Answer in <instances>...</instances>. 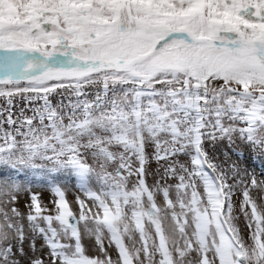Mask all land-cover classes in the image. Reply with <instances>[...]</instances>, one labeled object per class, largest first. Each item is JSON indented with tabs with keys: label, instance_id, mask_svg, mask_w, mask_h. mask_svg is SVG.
I'll return each mask as SVG.
<instances>
[{
	"label": "snow or ice",
	"instance_id": "snow-or-ice-1",
	"mask_svg": "<svg viewBox=\"0 0 264 264\" xmlns=\"http://www.w3.org/2000/svg\"><path fill=\"white\" fill-rule=\"evenodd\" d=\"M223 141L264 154V0H0V264H264Z\"/></svg>",
	"mask_w": 264,
	"mask_h": 264
},
{
	"label": "rangeland",
	"instance_id": "rangeland-1",
	"mask_svg": "<svg viewBox=\"0 0 264 264\" xmlns=\"http://www.w3.org/2000/svg\"><path fill=\"white\" fill-rule=\"evenodd\" d=\"M59 100V97H56L53 100V103ZM29 115L31 113H28ZM206 147L211 150V145L206 143ZM227 153V156L225 155ZM237 153H243L240 156H237ZM215 156L219 161H224L226 159L230 161H236L241 168H247L248 172L257 177L258 180H264V154L257 152H250L246 150L242 145L237 142V145L229 146L227 141H223L216 145ZM152 167L155 168V162H152ZM0 175H10L15 176L17 172L11 169H0ZM19 179L21 181H30L31 182V193H35L39 195L41 199L42 206L51 209L53 208V204L51 201L55 199L53 194L49 189V181L54 180L55 183H58L61 187H63L66 191L67 198L70 203L73 204L74 210L76 209L75 198L78 195H81L79 189L76 187L75 177H69L65 173L56 174L55 177L50 175H41L40 177H33L30 172L21 170L19 173ZM151 182V178H150ZM29 192H23L20 195V203L19 207L22 212H27L26 204L29 201V197L31 195ZM252 196L256 199L258 204L264 203V191H258L256 189L252 190ZM31 241H27L25 244L26 249H30ZM35 247L37 250H43V255L47 257V250L44 246V241L42 238H36ZM85 247L87 249V253L90 255L98 254V250L92 247L91 242L85 238ZM31 254V253H30ZM39 254V253H38ZM115 257V253H112Z\"/></svg>",
	"mask_w": 264,
	"mask_h": 264
}]
</instances>
